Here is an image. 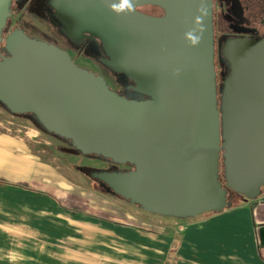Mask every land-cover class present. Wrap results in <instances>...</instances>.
Listing matches in <instances>:
<instances>
[{"label":"water","instance_id":"water-1","mask_svg":"<svg viewBox=\"0 0 264 264\" xmlns=\"http://www.w3.org/2000/svg\"><path fill=\"white\" fill-rule=\"evenodd\" d=\"M10 2L0 0V42ZM112 2L118 0L75 2L76 12L90 10L95 37L150 101L122 98L65 51L21 34L6 40L7 56L0 53V101L14 114L34 115L84 155L133 166L131 173L95 178L155 215L187 219L224 207L221 155L228 187L258 194L264 185V40L225 43L230 73L220 114L212 0H137L127 16L112 13ZM202 5L203 40L192 48L184 33ZM145 6L163 15L141 13Z\"/></svg>","mask_w":264,"mask_h":264},{"label":"rangeland","instance_id":"rangeland-1","mask_svg":"<svg viewBox=\"0 0 264 264\" xmlns=\"http://www.w3.org/2000/svg\"><path fill=\"white\" fill-rule=\"evenodd\" d=\"M245 1L247 4L244 3V0H241L240 3L239 0H216V3L225 8V15L235 16L236 13L244 11L248 7L256 6V1ZM214 10L217 11L215 8ZM140 11L152 17L163 15H160L157 9L150 7L141 8ZM23 13L24 11L11 23L24 21L31 25H36L39 22L45 24L38 18H28L27 15L20 19ZM240 14L246 15V13ZM219 29L218 23V26L214 27L216 49L213 56L216 95L221 114L223 82L229 74L228 64L222 57L223 42L221 40L223 37L220 32L217 33ZM30 32L32 31L30 30ZM66 32L74 43L63 37L60 39L55 36H53V40L48 39L47 42L64 49L77 67L102 79L111 91L122 98L135 99L134 91L145 92L134 77L128 72L118 69L119 63L105 47L102 49L97 37L95 40L98 41L99 47L97 51H93L88 43H81V36L73 34L68 26ZM2 39H4L3 35ZM0 50V53L5 55L3 52L5 50L4 42H2ZM116 73H125L126 75H123L126 78L118 76ZM222 74H225V77ZM221 76L223 77L220 78ZM6 137L16 140L17 147L12 148L5 144ZM2 139L4 141L3 153L1 152ZM221 142H224L222 137ZM9 161H16L13 162L16 166L14 171L11 170V166L9 168L6 166ZM110 167L129 169L127 165L112 166L109 160L84 155L70 141L59 139L50 133H41L29 118L17 116L0 106V175H4L9 182L25 179V184L21 186H7L0 189V209L3 208L5 211L4 219L7 224H68L89 227L97 225L115 230L118 227L131 226L133 228L129 232L131 237L144 239V242L154 244L155 237L152 235L156 233L158 227L161 229L162 216L147 212L130 201L115 196L87 174L92 171V177L103 178L111 174ZM6 169H9L10 174L3 171ZM218 170V178L222 187L229 191L228 198L224 201V207L218 211L232 208L237 202L242 205L245 201L257 197V194L254 196L239 194L228 187L222 155L219 159ZM118 236L120 235L116 234V237ZM134 248L135 246H133ZM171 255L169 259H172Z\"/></svg>","mask_w":264,"mask_h":264},{"label":"crops","instance_id":"crops-1","mask_svg":"<svg viewBox=\"0 0 264 264\" xmlns=\"http://www.w3.org/2000/svg\"><path fill=\"white\" fill-rule=\"evenodd\" d=\"M6 139L17 147L16 140ZM1 144L3 153V139ZM13 162L6 165L12 171ZM0 179L25 184V179ZM4 216L2 208L0 264H264V185L255 199L237 207L186 220L161 217L154 244L131 237V226L9 225Z\"/></svg>","mask_w":264,"mask_h":264},{"label":"flooded vegetation","instance_id":"flooded-vegetation-1","mask_svg":"<svg viewBox=\"0 0 264 264\" xmlns=\"http://www.w3.org/2000/svg\"><path fill=\"white\" fill-rule=\"evenodd\" d=\"M253 1H256L255 7H248L244 9V11L236 13L234 16L231 14L225 15V8L216 3V0L215 2L212 0L213 48L215 52L216 46L214 43L216 33L214 27L216 25L218 26L219 23L220 29L217 33L220 32L221 37L225 38L222 45V57L228 64V74L230 73V63L223 56V48L227 41L264 40V0ZM75 2L78 5L79 3H82L83 0H11L5 22V27L7 24L10 26L6 32H2L1 39L2 35L4 39H2L1 42H6V40L12 35L21 34L36 42L53 45L65 51L56 44L47 41L48 39L53 40V36H55L58 38L63 37L69 42L74 43L73 39L66 32L68 26L71 31L73 30V34L81 36V43L87 41L97 43L98 41L95 40V34L92 32L93 27L88 25L90 10H85L84 12L81 11L79 16L76 12L79 11V9L75 6ZM214 8L217 11H215ZM22 11H24V13L20 19H23L25 15H27L26 17L38 18L39 21H42L45 24L39 22L36 23V25H31L24 21L14 22L12 24L11 22L14 19H17ZM240 13H246V15ZM90 27H92V29ZM30 30L32 32H30ZM3 52L5 55H8L7 51L4 50ZM222 75L225 77V74ZM224 84L225 81L223 82V86ZM41 133L49 132L42 131Z\"/></svg>","mask_w":264,"mask_h":264},{"label":"trees","instance_id":"trees-1","mask_svg":"<svg viewBox=\"0 0 264 264\" xmlns=\"http://www.w3.org/2000/svg\"><path fill=\"white\" fill-rule=\"evenodd\" d=\"M241 2V0H239V3ZM244 3L245 4H247L246 3V1L244 0ZM244 3H242V4H244ZM145 7H150V8H155V9H157L158 11H159V13H160V15H162L163 14V10L162 9H160V8H158V7H151V6H145ZM145 7H142V8H145ZM155 17H160L159 15L158 16H155ZM8 27H9V25L7 24L6 25V27L4 26V28H3V30H2V32L4 33V32H6V30L8 29ZM225 41V38H223L222 40H221V42H224ZM2 42H0V49H1V44ZM85 43V42H84ZM86 43H88L89 45H90V48H91V50H93V51H97V49H98V47H99V45H98V42L96 43H93V42H90V41H87ZM100 43V42H99ZM81 44V43H80ZM5 42H4V49H5ZM100 45H101V47H102V49H103V46H102V44L100 43ZM1 51V50H0ZM104 51V50H103ZM2 54V53H1ZM9 55H10V53H9ZM116 75H118V76H122V77H124V78H126L125 77V75H123V74H119V73H116ZM223 76H221L220 78H222ZM225 81V80H224ZM134 93L136 94V98L134 99H127V100H131V101H136V102H145V101H150L151 100V97H149V96H146V95H143V94H140V93H137L136 91H134ZM0 106H2V107H5L6 109H7V107L0 101ZM8 110V109H7ZM9 111V110H8ZM12 113V112H11ZM14 114V113H13ZM15 115H17V116H24V117H26V118H29L30 119V121L42 132H46V130L44 129V127L40 124V122L38 121V119L34 116V115H32V114H26V115H24V114H15ZM51 134V133H50ZM53 136H55V137H57V138H59V139H63V138H61V137H59V136H57V135H53ZM63 140H65V139H63ZM65 141H67V140H65ZM88 156H94V157H97V158H102V159H105V158H103V157H101V156H96V155H88ZM106 160H108V159H106ZM110 161V160H109ZM111 163H112V166H119V164H117L116 165V163H114V162H112L111 161ZM128 167H129V169H117V168H115V167H110L109 168V170L111 171L110 173H116V174H126V173H131V172H133L134 170H135V168L133 167V166H131V165H128V164H126ZM91 173H92V171H91ZM91 173H87L88 175H89V177L91 178V179H93V180H95V182L96 183H98L99 185L101 184L102 185V187H104L106 190H108V191H110L112 194H114L115 196H117V197H119V198H122V199H124L123 197H121L120 195H118V194H116L105 182H103V181H101L100 179H97V178H94V177H92L91 176ZM99 173V172H98ZM7 186H9V187H14V186H21V185H11V184H9L7 181H5V180H2V179H0V188H3V187H7ZM225 190V192H226V196H225V201L227 200V198H228V190L227 189H224ZM124 200H126V199H124ZM137 206H139V205H137ZM237 206H240V204L237 202L233 207H237ZM140 207V206H139Z\"/></svg>","mask_w":264,"mask_h":264},{"label":"clouds","instance_id":"clouds-1","mask_svg":"<svg viewBox=\"0 0 264 264\" xmlns=\"http://www.w3.org/2000/svg\"><path fill=\"white\" fill-rule=\"evenodd\" d=\"M136 3L137 0H118V2H112L109 7L110 11L116 16H127L135 13ZM206 15L207 8L202 5L197 9V14L193 21V27L184 33V40L189 47L196 48L202 43ZM175 74H179L178 69Z\"/></svg>","mask_w":264,"mask_h":264},{"label":"bare ground","instance_id":"bare-ground-1","mask_svg":"<svg viewBox=\"0 0 264 264\" xmlns=\"http://www.w3.org/2000/svg\"><path fill=\"white\" fill-rule=\"evenodd\" d=\"M75 31V30H74ZM73 32V30H72ZM119 65V64H118ZM118 69H121V70H124V71H127V69L125 67H122L121 65L118 66Z\"/></svg>","mask_w":264,"mask_h":264}]
</instances>
